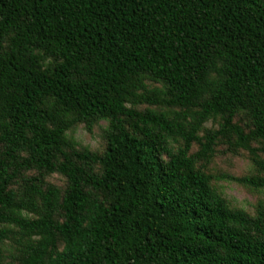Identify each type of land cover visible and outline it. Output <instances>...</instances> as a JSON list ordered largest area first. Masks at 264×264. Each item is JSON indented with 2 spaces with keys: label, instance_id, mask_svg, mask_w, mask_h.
<instances>
[{
  "label": "trees",
  "instance_id": "trees-1",
  "mask_svg": "<svg viewBox=\"0 0 264 264\" xmlns=\"http://www.w3.org/2000/svg\"><path fill=\"white\" fill-rule=\"evenodd\" d=\"M223 181L264 189V0H0V264H264Z\"/></svg>",
  "mask_w": 264,
  "mask_h": 264
},
{
  "label": "rangeland",
  "instance_id": "rangeland-1",
  "mask_svg": "<svg viewBox=\"0 0 264 264\" xmlns=\"http://www.w3.org/2000/svg\"><path fill=\"white\" fill-rule=\"evenodd\" d=\"M106 124V121H102L92 132H89L84 125H79L72 134L81 144L89 146L92 149L101 150L105 146L102 128ZM251 169L252 164L247 154L240 156H232L231 154L227 156L218 155L212 167V171L215 173L228 170L236 175H243ZM52 180L57 183H62V178L57 174L53 175ZM222 184L225 196L235 207L244 208L253 212L257 200L264 198V189L252 190L241 184L228 181H223Z\"/></svg>",
  "mask_w": 264,
  "mask_h": 264
}]
</instances>
